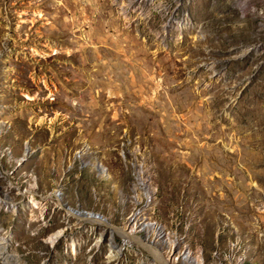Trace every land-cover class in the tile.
I'll return each instance as SVG.
<instances>
[{"label": "rangeland", "instance_id": "374dc122", "mask_svg": "<svg viewBox=\"0 0 264 264\" xmlns=\"http://www.w3.org/2000/svg\"><path fill=\"white\" fill-rule=\"evenodd\" d=\"M1 200L25 264H264V0H0Z\"/></svg>", "mask_w": 264, "mask_h": 264}, {"label": "bare ground", "instance_id": "6f19581e", "mask_svg": "<svg viewBox=\"0 0 264 264\" xmlns=\"http://www.w3.org/2000/svg\"><path fill=\"white\" fill-rule=\"evenodd\" d=\"M3 204H6L4 200L0 201ZM0 264H25L21 258L15 254H11L7 250V246L0 244Z\"/></svg>", "mask_w": 264, "mask_h": 264}]
</instances>
